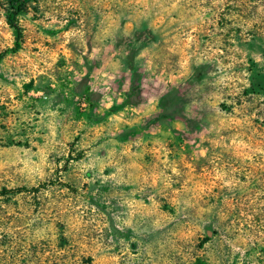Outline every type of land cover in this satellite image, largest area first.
Returning a JSON list of instances; mask_svg holds the SVG:
<instances>
[{
  "label": "rangeland",
  "instance_id": "rangeland-1",
  "mask_svg": "<svg viewBox=\"0 0 264 264\" xmlns=\"http://www.w3.org/2000/svg\"><path fill=\"white\" fill-rule=\"evenodd\" d=\"M17 1L0 264H264V0Z\"/></svg>",
  "mask_w": 264,
  "mask_h": 264
},
{
  "label": "trees",
  "instance_id": "trees-1",
  "mask_svg": "<svg viewBox=\"0 0 264 264\" xmlns=\"http://www.w3.org/2000/svg\"><path fill=\"white\" fill-rule=\"evenodd\" d=\"M22 7H23V1L19 0L16 3V7L15 9H9L6 10L5 13V21L8 25V27L11 29V31L13 32V40H12V45L4 50V53H14L16 51H18L21 47V30L17 24V15L19 12L22 11ZM23 188H16V189H2V192L5 191H12V190H21Z\"/></svg>",
  "mask_w": 264,
  "mask_h": 264
}]
</instances>
